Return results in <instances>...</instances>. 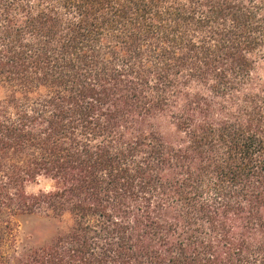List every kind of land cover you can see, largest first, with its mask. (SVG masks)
Returning a JSON list of instances; mask_svg holds the SVG:
<instances>
[{
    "label": "trees",
    "instance_id": "1",
    "mask_svg": "<svg viewBox=\"0 0 264 264\" xmlns=\"http://www.w3.org/2000/svg\"><path fill=\"white\" fill-rule=\"evenodd\" d=\"M0 264H264V0H0Z\"/></svg>",
    "mask_w": 264,
    "mask_h": 264
},
{
    "label": "rangeland",
    "instance_id": "2",
    "mask_svg": "<svg viewBox=\"0 0 264 264\" xmlns=\"http://www.w3.org/2000/svg\"><path fill=\"white\" fill-rule=\"evenodd\" d=\"M32 184L29 191H38L43 186ZM19 243L27 247L37 248L49 243L59 232L67 226V223L58 217L43 214H26L18 218Z\"/></svg>",
    "mask_w": 264,
    "mask_h": 264
}]
</instances>
